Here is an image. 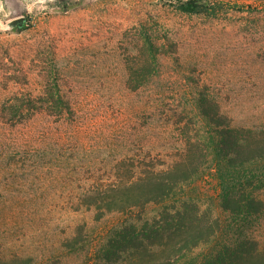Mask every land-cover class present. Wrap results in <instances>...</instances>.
<instances>
[{
    "label": "rangeland",
    "instance_id": "374dc122",
    "mask_svg": "<svg viewBox=\"0 0 264 264\" xmlns=\"http://www.w3.org/2000/svg\"><path fill=\"white\" fill-rule=\"evenodd\" d=\"M62 1L29 12L25 0H0V259L108 264L125 227L161 225L186 201L220 226L183 264L244 239L264 248V212L220 206L226 188L264 199V161L243 170L219 161L210 139L219 127L203 111L221 126L264 131V1L215 0L224 4L216 13L168 0H77L67 10ZM19 17L27 29L9 26ZM136 54L156 67L131 89ZM195 148L201 172L168 200L101 219L85 205Z\"/></svg>",
    "mask_w": 264,
    "mask_h": 264
},
{
    "label": "trees",
    "instance_id": "16d2710c",
    "mask_svg": "<svg viewBox=\"0 0 264 264\" xmlns=\"http://www.w3.org/2000/svg\"><path fill=\"white\" fill-rule=\"evenodd\" d=\"M264 1V0H256ZM173 7L189 13H216L223 3L215 0H168ZM77 0H64L62 7L78 5ZM29 19V18H28ZM29 23L15 27L28 28ZM156 58L136 54L129 64L128 85L138 89L154 73ZM204 114L219 127L211 139L218 160L232 169L243 170L264 161V131H256L231 124L221 126L218 113ZM200 151L190 149L185 157L167 169L144 172L134 179L107 184L97 194L87 198L85 205L96 210V218L109 213L142 212L151 203H162L177 188L194 179L202 170ZM221 208L232 214H260L264 212V199L248 193L243 188L231 192L227 188L221 195ZM190 202H183L174 213L162 214V224L137 230L133 225L125 227L116 239L110 241L105 258L108 264H183L195 248L208 244L216 237L219 220L193 210ZM189 262V260H188ZM0 264H30L28 260H1ZM192 264V263H189ZM204 264H264V248L252 239H244L234 246L209 255Z\"/></svg>",
    "mask_w": 264,
    "mask_h": 264
},
{
    "label": "clouds",
    "instance_id": "9594fccd",
    "mask_svg": "<svg viewBox=\"0 0 264 264\" xmlns=\"http://www.w3.org/2000/svg\"><path fill=\"white\" fill-rule=\"evenodd\" d=\"M54 2V0H25V3L27 4V10L29 12H32L34 7H39L40 9H43L47 6V3ZM3 11V4L0 2V12ZM5 15H7L5 13ZM7 26L3 23H0V30L6 28Z\"/></svg>",
    "mask_w": 264,
    "mask_h": 264
},
{
    "label": "water",
    "instance_id": "95a60500",
    "mask_svg": "<svg viewBox=\"0 0 264 264\" xmlns=\"http://www.w3.org/2000/svg\"><path fill=\"white\" fill-rule=\"evenodd\" d=\"M25 19H26L25 17L16 18V19L12 20V22L9 24V26L11 28H15L19 25H22L25 22Z\"/></svg>",
    "mask_w": 264,
    "mask_h": 264
}]
</instances>
